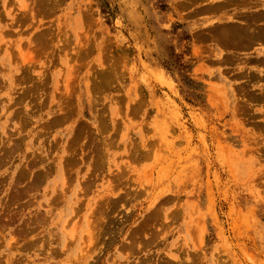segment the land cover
<instances>
[{"label": "rangeland", "instance_id": "rangeland-1", "mask_svg": "<svg viewBox=\"0 0 264 264\" xmlns=\"http://www.w3.org/2000/svg\"><path fill=\"white\" fill-rule=\"evenodd\" d=\"M0 264H264V0H0Z\"/></svg>", "mask_w": 264, "mask_h": 264}, {"label": "trees", "instance_id": "trees-1", "mask_svg": "<svg viewBox=\"0 0 264 264\" xmlns=\"http://www.w3.org/2000/svg\"><path fill=\"white\" fill-rule=\"evenodd\" d=\"M160 4H161V5H160V8H161L163 11H165L166 9H168V6L165 5L163 1H160ZM107 10H109V7H108V6H107ZM104 13H106L105 10H104ZM181 66H183V65H181ZM168 70H172L171 67H168Z\"/></svg>", "mask_w": 264, "mask_h": 264}]
</instances>
